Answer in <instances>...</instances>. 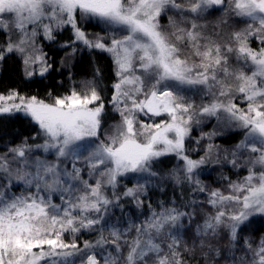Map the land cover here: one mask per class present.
<instances>
[{"label":"snow or ice","instance_id":"snow-or-ice-1","mask_svg":"<svg viewBox=\"0 0 264 264\" xmlns=\"http://www.w3.org/2000/svg\"><path fill=\"white\" fill-rule=\"evenodd\" d=\"M208 17L231 21L227 39L207 32ZM93 24L99 32L83 27ZM62 30L71 35L61 42ZM38 38L63 50V67L81 46L107 55L111 95L100 66L48 100L0 90V264H118L121 251L127 264H183L184 236L203 247L221 230L247 264H264V235L240 237L264 219V0H0V68L12 62L27 81L51 78L58 69ZM13 118L36 135L6 141ZM69 156L71 170L61 168ZM207 165L244 174L221 172L210 187L198 178ZM137 174L158 178L161 190L187 183L203 200L188 201L191 212L149 204L144 223L118 230L104 213L121 196L144 207L148 183L116 191ZM17 184L25 191L6 201L5 187ZM194 215V235L173 232ZM84 232L95 240L81 241Z\"/></svg>","mask_w":264,"mask_h":264},{"label":"trees","instance_id":"trees-1","mask_svg":"<svg viewBox=\"0 0 264 264\" xmlns=\"http://www.w3.org/2000/svg\"><path fill=\"white\" fill-rule=\"evenodd\" d=\"M96 27V25L92 27V30L96 29ZM85 28L90 29L91 25H85ZM59 39L63 41L66 38H63L62 35H60ZM46 49L48 50L47 55L49 56L50 60L55 63V67L58 69V71L51 74V78H44L41 80L39 77H36L34 78V81H27L23 78L22 68L19 65H14L12 62H9L7 66L0 68V90L16 88L23 95H36L39 98L48 100V91H53L56 95L64 94L72 83V79L70 78L80 80L86 76H90L94 66H100L104 69V78L100 82V88L104 91L105 99L110 98L111 85L113 82L110 77L112 76L113 66L111 64L110 58L107 55L98 52H90L89 50L81 47V49L72 58L70 65L68 67H63L61 65V58L64 55L63 50L54 48V46L50 45L49 43ZM50 54L52 55L50 56ZM21 119L23 120V117H21ZM2 131L5 140L12 139L14 135L19 133H22L23 135H36V132L31 130L27 122L22 125L20 122L15 121L14 118L11 122L6 120ZM224 140L225 138H221L217 142L223 143ZM233 142L235 141H228V143ZM193 155H195V153ZM176 163H178V161L173 160L167 167L171 169ZM216 169L217 166L215 165L204 166L203 170L198 173V178H200L206 185L215 187L220 182L219 176L221 172H223L225 175H230L233 180L239 179L240 175L244 174L241 173L236 175L230 172L228 169ZM137 181L140 183H148L146 194H144L142 197L144 207L137 208L134 202L121 196L119 200L113 198V203L108 206L107 211L104 213L108 219L109 225L115 227L118 230L124 231L132 224L139 225L144 223L151 214L147 207L149 204H151L154 209L159 210V203L164 201L166 206H175L180 208L181 211L191 212L194 206H188L187 202L193 198L203 200V196H197L196 193L192 192V186L187 183L178 184L179 187L172 189V181H168L163 184V190H161L158 178L153 180L146 175L140 174H137L134 178H132L131 183H129V177L121 179L116 191H122L126 186H132ZM111 192L112 190L109 189L108 194L110 195ZM197 219L198 217L194 215L192 217V221L190 222L188 217L185 216L181 221L184 227L177 226V228L173 229V232L182 235L186 229L190 228L194 235ZM200 222L202 223V220H200ZM225 232L226 230H221L218 236L215 238L209 237L206 239V241H209L213 247L222 249L227 256H238L239 253L242 252L239 250L240 246L238 245L235 250H231L228 246V240ZM132 235H135V233H130L129 238H131ZM261 235H264V219L256 217L254 222L249 225L248 229L240 233L241 242L245 237H253L258 240ZM84 239L94 241L95 234L84 232L81 236V241ZM183 239L185 241L189 240L193 246L199 242L198 238L194 241L189 239L187 236H184ZM198 259L200 260V264H203V258L201 257ZM192 264H196V261H193Z\"/></svg>","mask_w":264,"mask_h":264},{"label":"clouds","instance_id":"clouds-1","mask_svg":"<svg viewBox=\"0 0 264 264\" xmlns=\"http://www.w3.org/2000/svg\"><path fill=\"white\" fill-rule=\"evenodd\" d=\"M200 23L208 25L207 27L208 33H213V32L220 33L222 39H227L229 31L233 27L231 21L229 22L228 25H223V26H214L216 22L209 23L208 19L202 20L200 21ZM197 102H199V100ZM7 199L8 198H5L6 201ZM185 246L187 248V253L186 255L181 257L183 259V264H192L193 261H196V264H200V260L198 258L201 257L203 258V264H217V262L218 264H240V260H244V264H247V260L245 259L244 252H241L239 253L238 256H236L237 260H234L233 256H227L224 252H223V256H218L216 254V250L219 248L213 247L212 244L206 240L204 241L203 247L200 246V241L195 246H193L189 240H186ZM109 251L110 249L105 248L103 252H99V255L104 256ZM126 256H127L126 251H121L120 253H118V264H127ZM77 264H80V262L77 261Z\"/></svg>","mask_w":264,"mask_h":264},{"label":"rangeland","instance_id":"rangeland-1","mask_svg":"<svg viewBox=\"0 0 264 264\" xmlns=\"http://www.w3.org/2000/svg\"><path fill=\"white\" fill-rule=\"evenodd\" d=\"M208 21H210L209 23H213L215 22V17H208ZM162 23H167V17H165L164 21H162ZM95 25H91V28L90 29H86L85 28V25H83V27L85 28L86 31H88L89 33H94V32H99L100 29L99 27H96V29L92 30V27H94ZM60 35H62L63 38H68L70 35H71V32L70 31H61L60 32ZM38 41H39V46L43 47V50L48 54V50L46 49L47 45H48V41H42V40H39L38 38ZM62 42V40H61ZM82 47V46H81ZM54 48H58V47H55ZM52 54H50L51 56ZM76 55V54H75ZM49 58V56H48ZM50 59V58H49ZM212 123H215V121L213 120ZM8 140H11V139H6V141ZM73 149H76V146H72ZM78 150H83L82 148L78 149ZM194 154V153H193ZM41 158L43 159H52V157L49 156V154H45V153H41ZM64 159V158H62ZM72 157L69 156L68 158L65 159V163L61 165V168H68L69 170H71V161H72ZM126 177H129V176H125L123 178H126ZM122 178V179H123ZM171 187L172 189H174L175 187H179L178 184L174 183V182H171ZM4 191L6 192V197L5 198H8L10 196H13V195H20L22 192L25 191L24 189V186L22 184H17L16 187H5ZM32 192H35L36 189L35 187H33L31 189ZM42 195H45L44 193H41ZM107 194H108V190H107ZM53 202L54 203H59V199H58V196H54V199H53Z\"/></svg>","mask_w":264,"mask_h":264}]
</instances>
